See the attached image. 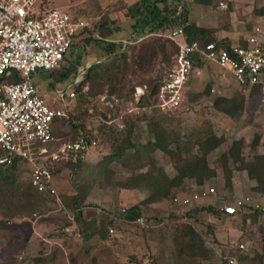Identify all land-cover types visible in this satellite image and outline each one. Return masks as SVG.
<instances>
[{
	"label": "rangeland",
	"instance_id": "obj_1",
	"mask_svg": "<svg viewBox=\"0 0 264 264\" xmlns=\"http://www.w3.org/2000/svg\"><path fill=\"white\" fill-rule=\"evenodd\" d=\"M40 2H42L41 9L43 11L51 8L65 9L71 17L87 20L91 29L103 15H109L115 20L114 27H117V0H41ZM127 24L130 27V24ZM127 31V27H124L122 35L128 36L125 33ZM131 35L120 38L116 32L115 40L124 41ZM139 40L138 37L128 39L129 42ZM75 51L76 47L72 46L62 64L54 70H40L32 75V82L37 87L38 93L45 98L46 103L52 108H63L65 112L72 104L70 92L75 90V83L79 79L76 77L77 72L79 71L80 74L85 65L89 66L96 59L98 48L90 47L88 49L90 53H82L78 62L79 66L75 63ZM161 66L159 57L149 71L139 72L137 77L130 76L132 83L136 84L135 92L138 88L146 90L149 85L146 80L150 77H157L162 71ZM77 67L79 68L77 69ZM212 67L215 72L211 69L205 70L201 76L194 78L187 86L186 100L181 111L174 114L157 112L154 113L155 115L153 114L157 120H162L170 131L182 137L191 133L195 135L206 133L209 130L226 136L227 141L209 155L210 161L218 168V177L207 182L202 189L207 190L214 187L215 191L211 195L195 199L193 203L184 204V200L186 198L192 200V196L199 189L198 186L188 182V189L179 191L174 198L160 199L158 202L148 205L146 216L153 217L151 222L145 223L142 218L134 217H128L129 220L126 221L118 218V213L140 202L146 197V193L139 189L117 188L110 183L96 182L86 199V204L89 205L85 207V216L94 219L97 215L108 212L116 216L114 223L108 224L107 239H102L98 234L90 239H85L75 226L70 225L73 221V211L65 206L64 201V207L58 209L53 200H44L36 211L21 210L16 212L12 216L10 225L4 230L0 229V262H9L14 258L19 260L26 251L32 255H36L42 249L49 252L54 244L63 242L62 240L66 238L67 255L58 264H72V258L75 259L76 264H225L218 259V253L224 254L223 250L231 248V246H233L234 252L240 246L239 239L242 238L244 247H240L239 251L231 254L236 259L235 264H263L254 259V254L263 252L264 243L259 226L264 224V215L257 223L249 220L244 221L243 210L237 216H227L223 213L217 215L207 211H200L192 218H187L184 215L192 207L208 204L221 210L225 205L239 198L264 206V198L254 189L256 181L248 177L247 171L240 170V162L231 163L237 172L233 175V187L230 191L225 188L222 182L223 173L219 162L221 154L228 150L235 140L242 139L247 144L256 133H264L261 131L262 124H264V92L249 95L251 99L246 103L247 110H244L245 112L239 120L221 114L212 106L213 96L204 93L207 85L211 83L212 91L213 88L219 87L223 93L227 94L240 91L242 86L234 83L230 78L226 79L225 83L230 81L231 83L218 84L217 80H220L217 76L219 68L215 64H212ZM10 77H14L13 72L8 79ZM142 81L145 82L137 84ZM248 92H250L249 89L245 91V94L248 95ZM197 94H200L197 99H190ZM129 102L136 103L135 93ZM100 107L101 110H104L103 105ZM128 107L129 103L125 105L122 113L126 112ZM145 113L130 115L132 113L128 112L127 122L137 121V119L141 121L137 117L143 118ZM149 121L143 119L140 123L141 128L138 132L143 143H146L149 138ZM119 123L116 119L111 124L117 130V128L123 127ZM66 130V125L54 123L53 131L57 137L61 136L62 140L71 138V131L66 132ZM104 139L103 134L98 136L97 145L87 150L85 164L76 173H73L72 168L67 164L70 159H75L74 156L62 158L52 164V168L58 171L54 176V183L62 200L64 195L78 192L81 184L85 182L84 180L94 176L93 167L110 149L107 142L103 143ZM243 152L246 161L249 162L247 164L252 168L254 153L251 147L245 145ZM157 166L165 167L169 173L174 171L172 160L162 150L158 149L152 154L142 151L135 153L124 167L116 166L115 177L122 178L146 173ZM249 168H247L248 171ZM30 178L31 167L26 164L20 172H17V184L20 191H16L13 196L16 201L23 188L30 184ZM230 192L234 195L233 197L230 196ZM249 208L247 211H252V208ZM172 211L178 216L171 215ZM0 217L3 218L4 215L0 213ZM156 218L161 220H156ZM61 226H65V229H62ZM111 228L113 232H110ZM175 234H177L176 239ZM190 239L215 249V259L198 261L193 258L188 246ZM87 250L89 253L86 252ZM240 255H245V258H240ZM93 256L96 257L95 263Z\"/></svg>",
	"mask_w": 264,
	"mask_h": 264
},
{
	"label": "trees",
	"instance_id": "obj_2",
	"mask_svg": "<svg viewBox=\"0 0 264 264\" xmlns=\"http://www.w3.org/2000/svg\"><path fill=\"white\" fill-rule=\"evenodd\" d=\"M119 12L123 16L117 17V27H114L115 20L109 15H103L94 24L93 29L85 27L76 34L72 44L73 47H76L74 52L76 65H78L82 53H90L88 51L90 47L98 48V53L96 59L89 66L85 65L80 74L79 71L77 72L76 77H79V80L75 83L74 88L76 98L72 99V104L66 109L65 115L55 120V123L67 126L66 132L71 131L70 139L72 140L84 138L90 143L95 140L97 145L98 136L103 134L105 137L103 143L107 142L106 144L110 147L109 151L105 152L93 167L94 176L85 179L78 192L63 196L65 206L73 211V221L70 225L75 226L85 239H90L96 234L102 239H107L108 224H113L116 219V216L111 212L97 215L94 219L85 217V207L89 205L86 204V199L96 182L110 183L117 188L144 191L146 197L130 208L119 212L117 217L126 221L131 217L142 218L145 223H149L153 217L146 216L148 205L158 202L160 199L174 198L179 191L188 189V182L199 188L218 177V168L210 161L209 155L227 141L224 134L218 135L211 130L198 135L194 133L184 137L176 135L168 129L162 120L155 118V112L163 113L156 108H150L146 113L144 112L143 118L138 116L137 118H140L141 121L138 119L132 122L126 121L124 126L117 130L112 126V121L120 117L125 105L129 103L135 93L136 84L132 83L130 76L137 77L139 72L149 71L160 57L162 71L157 77H150L146 80L149 85L140 102V105L152 104L159 82L172 69L178 54L179 46L169 36L172 30L182 27L188 41L219 42L214 36L213 29L203 27L190 20L189 8L182 0H138L132 4H126L124 0H121L117 3V13L119 14ZM126 23H129L132 28V35L128 39L138 37L139 41L115 40V33L122 31ZM219 44L226 47L232 45L228 42H219ZM247 89V86H242L240 91L231 95H214L212 85L209 83L204 93L213 96L212 106L216 110L239 120L246 109L248 100L245 91ZM249 90V95L261 92L259 85H254ZM199 95H194L190 99L195 100ZM106 96H112L114 102L105 103ZM101 105L104 106V110H101ZM91 110L92 112H90ZM143 119L150 120L149 138L146 143L142 142L138 132ZM262 139L263 135L256 133L248 145L251 149L257 150ZM244 145L245 142L242 139L235 140L219 158L223 173L222 182L229 191L233 187L234 175L231 163L240 162L241 169L247 166L246 156L243 153ZM158 149L172 160L174 166L172 173H169L163 166H157L146 173L122 178L115 177L116 166L127 165L135 153L143 151L152 154ZM86 152L87 150L79 152L75 159H70L67 162L73 173H76L85 164ZM252 163L249 177L256 181L254 189L264 198V153L254 154ZM26 164H28L26 161L20 159L7 165L0 164V213L4 215L3 218L0 217L1 230L10 225L12 216L16 212L21 210L36 211L45 200L31 183L20 192V200L14 199L16 191H20L17 184V172H20ZM57 172L53 168L54 176ZM230 196L234 195L230 192ZM249 207L252 208V211H247L250 209ZM200 211L212 212L217 215L223 213L227 216H237L243 212L244 221L249 220L254 223H257L264 215L262 209L254 208L248 204H245L237 214H228L224 208L220 210L208 204L192 207L184 215L187 218H192ZM170 214L178 216L175 212ZM156 220L160 221L161 219L156 218ZM61 227L65 229V226ZM259 228L264 243V224ZM176 238L177 234H175ZM62 241L54 244L49 252L42 249L36 255H32L26 251L19 260L14 258L12 261L0 262V264H58L67 255L65 249V245L68 244L67 240L65 238ZM242 241L243 239L240 238V244L243 243ZM188 246L191 249V256L198 261L214 260L216 257L215 249L202 242L190 239ZM232 247L223 250V253L232 254L240 250L238 246L233 252ZM88 251L86 252L89 253ZM254 255V259L264 264V246L263 252H256ZM240 258H245V255H240ZM93 262H96L95 256H93ZM222 263L229 264L227 261ZM72 264H76L74 258H72Z\"/></svg>",
	"mask_w": 264,
	"mask_h": 264
},
{
	"label": "built area",
	"instance_id": "obj_3",
	"mask_svg": "<svg viewBox=\"0 0 264 264\" xmlns=\"http://www.w3.org/2000/svg\"><path fill=\"white\" fill-rule=\"evenodd\" d=\"M40 1L0 0V164H11L19 159L26 161L31 167L30 183L45 200H53L55 207L60 209L64 204L54 183L52 164L65 157L76 158L79 152L96 145V141L90 143L84 138L62 140L55 135V120L64 116L65 111L46 103L32 82V75L59 67L76 34L90 24L83 18L73 19L62 8L43 11ZM221 5L226 7L222 2ZM169 36L179 46L172 69L159 82L151 105H140L145 90L137 89L136 103L129 102L127 111L117 119L121 126L126 123L128 112L137 115L150 108L166 114L181 111L187 86L205 70L215 72L212 64L218 66L217 76L221 80L230 78L248 89L259 85L264 92V45L258 37L251 38L248 46L232 44L226 47L215 41H188L182 27L172 30ZM12 72L14 77L8 79ZM75 96L76 92L72 90L70 97ZM202 188L199 187L192 200L186 198L184 204L215 191L214 187ZM245 204L264 212V206L240 198L225 205L224 210L228 214H237ZM110 232H113L112 228ZM239 245L244 247L243 243ZM218 259L221 263L236 262L229 253H218Z\"/></svg>",
	"mask_w": 264,
	"mask_h": 264
},
{
	"label": "crops",
	"instance_id": "obj_4",
	"mask_svg": "<svg viewBox=\"0 0 264 264\" xmlns=\"http://www.w3.org/2000/svg\"><path fill=\"white\" fill-rule=\"evenodd\" d=\"M120 1L121 0H117V3H119ZM124 1L126 4H132L138 0H124ZM182 1L186 3L189 8L190 20L197 22L199 25L203 27L213 29L214 36L217 39V41L248 46L251 44L250 43L251 38L258 37L261 40L262 44L264 45V0H182ZM221 2L224 3L226 7H223L221 5ZM122 16L123 15L120 14V12L119 14L117 13V17H122ZM125 27H127L128 30L125 33H127L128 36L132 34V28L129 27L127 23L125 24ZM257 28H260V31H258ZM122 31L118 32L117 36H119L120 38L128 37L125 34L122 35L121 33ZM217 83L229 84L231 83V81L225 83V80L223 81L220 79L217 80ZM220 89L221 88L219 87L213 88V94L215 92H218L217 94L214 95H218V94L231 95V94L223 93ZM246 96H247V100L251 99L249 94ZM218 112L221 113L220 111ZM262 125L263 127L261 128V131H264V124ZM258 133L263 135V139L257 150L251 149L254 154L264 153V143H263L264 133L263 132H258ZM245 145L247 147H250L248 145V142ZM252 161H253V156H252ZM246 163L249 162L246 161ZM249 167L250 166L247 164L246 168L240 169L243 171H247L248 177H249V171L247 170V168ZM251 169L252 168L250 167L249 170ZM236 172L237 171L234 170V175Z\"/></svg>",
	"mask_w": 264,
	"mask_h": 264
},
{
	"label": "water",
	"instance_id": "obj_5",
	"mask_svg": "<svg viewBox=\"0 0 264 264\" xmlns=\"http://www.w3.org/2000/svg\"><path fill=\"white\" fill-rule=\"evenodd\" d=\"M104 102L105 103H108V102H114V98L112 97V96H106L105 98H104Z\"/></svg>",
	"mask_w": 264,
	"mask_h": 264
}]
</instances>
